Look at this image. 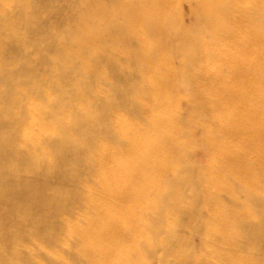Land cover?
Returning <instances> with one entry per match:
<instances>
[{"label": "bare ground", "instance_id": "obj_1", "mask_svg": "<svg viewBox=\"0 0 264 264\" xmlns=\"http://www.w3.org/2000/svg\"><path fill=\"white\" fill-rule=\"evenodd\" d=\"M0 264H264V0H0Z\"/></svg>", "mask_w": 264, "mask_h": 264}, {"label": "rangeland", "instance_id": "obj_2", "mask_svg": "<svg viewBox=\"0 0 264 264\" xmlns=\"http://www.w3.org/2000/svg\"><path fill=\"white\" fill-rule=\"evenodd\" d=\"M188 20V19H187Z\"/></svg>", "mask_w": 264, "mask_h": 264}]
</instances>
